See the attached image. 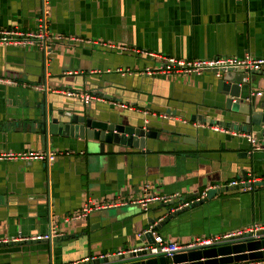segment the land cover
Returning <instances> with one entry per match:
<instances>
[{
	"label": "crops",
	"instance_id": "1",
	"mask_svg": "<svg viewBox=\"0 0 264 264\" xmlns=\"http://www.w3.org/2000/svg\"><path fill=\"white\" fill-rule=\"evenodd\" d=\"M41 3L0 0V30H33ZM49 8L47 56L36 43L0 45V77L15 81L0 82V151L57 152L51 164L0 160V264H76L141 248L149 245L144 231L155 225L153 235L179 244L264 226V123L249 132L225 125L231 118L212 108L218 93L211 72L143 71L170 56L264 57V0H50ZM127 68L132 73L121 74ZM64 89L101 100L85 106ZM247 91L244 102L264 110V70ZM50 106L148 121L160 137L146 139L143 150L43 140L38 120ZM238 178L251 189L227 185ZM163 195L172 197L138 202ZM86 203L87 216L64 220ZM51 222L56 237L18 239L45 233Z\"/></svg>",
	"mask_w": 264,
	"mask_h": 264
},
{
	"label": "water",
	"instance_id": "2",
	"mask_svg": "<svg viewBox=\"0 0 264 264\" xmlns=\"http://www.w3.org/2000/svg\"><path fill=\"white\" fill-rule=\"evenodd\" d=\"M213 75L212 84L216 85L217 96L214 97L213 109H219L225 113L230 122L225 125L238 131H250L252 125L264 123V110H256V104L248 99L250 84L253 82L256 72L248 73L242 70L218 71L208 70ZM109 98L108 95H105ZM84 105V104H83ZM88 106V105H85ZM196 106V105H195ZM263 106L260 104L259 108ZM202 110V109H201ZM83 111V110H82ZM211 110H206V112ZM106 118H97L90 108L87 112L79 114L68 109H53L51 106L42 111L38 120L41 139L53 140V137H68L74 140H82L91 144L98 143L100 151L105 145L125 146L143 150L146 146V139L159 140L160 131L154 130L148 121H140L136 124L124 123L122 117L114 118L112 115ZM202 120V115H192L190 119ZM204 122L212 123V118L207 117ZM215 124L221 121L214 120ZM235 124H237L235 126ZM164 125L159 124V129ZM200 202H197V204ZM174 215V214H172ZM170 215L169 217H171ZM154 223L155 220L150 221ZM158 225L153 226L151 231L144 233L142 239L149 245L154 244L153 231ZM258 238L234 237L227 241L213 246L198 247L178 251L168 258L163 254H150L148 250L141 249L122 254H112L105 257L87 259L76 264H229L248 260L264 259V229L257 231Z\"/></svg>",
	"mask_w": 264,
	"mask_h": 264
},
{
	"label": "built area",
	"instance_id": "3",
	"mask_svg": "<svg viewBox=\"0 0 264 264\" xmlns=\"http://www.w3.org/2000/svg\"><path fill=\"white\" fill-rule=\"evenodd\" d=\"M49 3L50 0H42V5L40 12L35 21L34 29L29 32H21L19 30H0V45H14V46H31L33 44H38V46L46 54L49 53L48 42L52 36H50L49 30ZM81 41V40H80ZM91 42V41H89ZM145 55L152 56V53L145 52ZM216 69L218 71H227V70H242L248 73H254L261 70H264V57H255L249 53H246L242 56H221L218 58H203V59H182L175 57H162V62L157 65V67H146L143 71L147 74H156L157 72L163 74H181V75H198L205 71ZM121 74L123 73H132V70L125 69L120 70ZM0 82H5L8 84L15 83L11 78L0 77ZM38 88L42 87L41 85L37 86ZM63 94L76 98L81 101L84 105H90L95 100H101L95 94H92L90 91L85 90H72L64 89ZM117 106L125 108V104H119L114 102ZM163 117H165L163 115ZM243 136L249 141L253 146V150L260 149L261 146L256 144V138L253 133H247ZM57 156L55 150H46V151H0V160H23V161H34V160H45L48 164H51ZM228 186L235 188H240L242 191H248L251 189V184L248 180L245 179H232L227 183ZM206 190V189H205ZM206 194L205 191L202 192V196ZM172 196L163 195V196H149L144 199L138 200L142 205L146 206L147 202L151 200H161L167 202L171 199ZM189 203H185L183 206H188ZM92 206L89 203L84 204L80 209L76 210L74 213L64 218L65 221L70 219H78L88 215ZM264 229V226L255 224L253 227L237 230L234 232H228L220 236H207L202 238H195L191 241L183 244H179L176 241L166 242L162 236L154 235V244L144 246L141 248H134L129 251L117 252L116 254H122L125 252H133L141 249L148 250L150 254H163L164 256L170 258L174 253L180 250H188L198 247H206L221 244L228 239L234 237L239 238H258L260 234L257 231ZM152 226H150L147 231H151ZM57 225L53 222L50 223L49 229L43 233L33 237H18L21 239H35V240H49L58 235ZM17 240V238H13ZM3 242V241H0ZM110 256V254L100 255L98 257ZM94 259V258H90ZM229 264H264V259L261 260H248L238 263H229Z\"/></svg>",
	"mask_w": 264,
	"mask_h": 264
}]
</instances>
